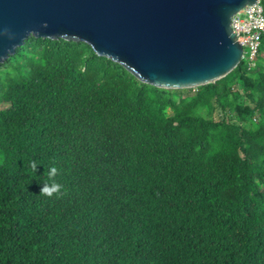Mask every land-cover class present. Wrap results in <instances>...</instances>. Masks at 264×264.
Listing matches in <instances>:
<instances>
[{
  "label": "trees",
  "instance_id": "trees-1",
  "mask_svg": "<svg viewBox=\"0 0 264 264\" xmlns=\"http://www.w3.org/2000/svg\"><path fill=\"white\" fill-rule=\"evenodd\" d=\"M255 60L167 88L29 35L0 62V264H264V34Z\"/></svg>",
  "mask_w": 264,
  "mask_h": 264
},
{
  "label": "water",
  "instance_id": "water-1",
  "mask_svg": "<svg viewBox=\"0 0 264 264\" xmlns=\"http://www.w3.org/2000/svg\"><path fill=\"white\" fill-rule=\"evenodd\" d=\"M257 0H0V62L29 35L82 40L144 82H213L241 60L231 17Z\"/></svg>",
  "mask_w": 264,
  "mask_h": 264
},
{
  "label": "built area",
  "instance_id": "built-area-1",
  "mask_svg": "<svg viewBox=\"0 0 264 264\" xmlns=\"http://www.w3.org/2000/svg\"><path fill=\"white\" fill-rule=\"evenodd\" d=\"M231 27L249 59L257 52L264 31V8L260 2L245 5L231 18Z\"/></svg>",
  "mask_w": 264,
  "mask_h": 264
},
{
  "label": "rangeland",
  "instance_id": "rangeland-1",
  "mask_svg": "<svg viewBox=\"0 0 264 264\" xmlns=\"http://www.w3.org/2000/svg\"><path fill=\"white\" fill-rule=\"evenodd\" d=\"M27 68H29V65L26 66ZM248 69H254L256 67V60H251L248 64ZM233 89H241V86L239 83H235L232 86ZM242 94H244V91H242ZM7 106V104H4L3 101H0V108ZM208 115L214 117L215 119L219 118V117H223L225 120L229 121V122H234L236 124L241 125L243 128L247 129L249 127V122L247 120H241L237 115L235 110H227V107H224L222 105H220L217 101L214 102V106L213 109L211 111L208 112ZM256 116V113L252 116L254 117Z\"/></svg>",
  "mask_w": 264,
  "mask_h": 264
},
{
  "label": "clouds",
  "instance_id": "clouds-1",
  "mask_svg": "<svg viewBox=\"0 0 264 264\" xmlns=\"http://www.w3.org/2000/svg\"><path fill=\"white\" fill-rule=\"evenodd\" d=\"M256 2H260L261 4H262V2H261V0H257ZM255 2V3H256ZM254 4V3H253ZM246 5H249V4H246ZM262 6H263V8H264V5L262 4ZM238 12V11H237ZM234 15V14H233ZM232 15V16H233ZM232 18V17H231ZM232 28V27H231ZM233 30V29H232ZM235 33V32H234ZM264 34V31H262V33H261V36H260V43H259V46H258V49H257V52H258V50H259V48H260V44H261V37H262V35ZM236 35V34H235ZM59 38H62V37H59ZM236 38H237V36H236ZM51 39H58V38H51ZM65 39V38H64ZM68 40H74V39H68ZM76 41H82V40H76ZM83 42H85V41H83ZM85 43H87V42H85ZM241 43V42H240ZM87 44H89V43H87ZM90 45V44H89ZM241 45H242V43H241ZM90 47H91V45H90ZM92 49H93V51L96 53V54H98V55H101V56H106V55H102V54H99V53H97V51L93 48V47H91ZM242 48H243V52H242V56H241V59L244 57V56H247V54H246V52H245V48H244V46L242 45ZM257 52H256V54L254 55V57L252 58V59H249L248 58V56H247V60H248V64H249V62L251 61V60H255V58H256V56H257ZM106 57H108V56H106ZM110 58V57H109ZM110 59H112V58H110ZM113 60V59H112ZM113 61H115V60H113ZM241 61V60H240ZM115 62H117V61H115ZM119 63V62H118ZM122 65V64H121ZM123 66V65H122ZM133 74V73H132ZM134 75V74H133ZM135 76V75H134ZM136 77V76H135ZM138 78V77H137ZM139 79V78H138ZM141 80V79H140ZM142 81V80H141ZM142 82H144V81H142ZM145 83H147V82H145ZM150 84V83H149ZM153 85V84H152ZM157 86V85H156ZM198 86V85H197ZM160 87H162V86H160ZM193 87H195V86H193ZM167 88H171V87H167ZM185 88V87H184ZM34 169H35V167H36V165H35V163L33 162L32 163V165H31ZM57 174V169H56V167L55 166H51L49 169H48V177L50 178V180H51V182L49 183V182H47V181H45V182H42V187L40 188V192H43L44 194H47V195H51L53 192H55V191H57V190H59L60 188H61V185L59 184V183H57L54 179H51L52 177H54L55 175Z\"/></svg>",
  "mask_w": 264,
  "mask_h": 264
}]
</instances>
